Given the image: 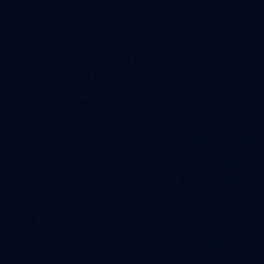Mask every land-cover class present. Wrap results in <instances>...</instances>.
<instances>
[{"label": "water", "instance_id": "water-1", "mask_svg": "<svg viewBox=\"0 0 264 264\" xmlns=\"http://www.w3.org/2000/svg\"><path fill=\"white\" fill-rule=\"evenodd\" d=\"M50 0H0V60Z\"/></svg>", "mask_w": 264, "mask_h": 264}]
</instances>
